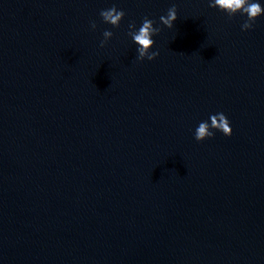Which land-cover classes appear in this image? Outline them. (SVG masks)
<instances>
[{
  "label": "water",
  "instance_id": "95a60500",
  "mask_svg": "<svg viewBox=\"0 0 264 264\" xmlns=\"http://www.w3.org/2000/svg\"><path fill=\"white\" fill-rule=\"evenodd\" d=\"M113 4L119 28L99 15ZM144 17L152 61L126 35ZM244 19L208 0H0V264H264V16ZM216 113L232 135L197 142Z\"/></svg>",
  "mask_w": 264,
  "mask_h": 264
},
{
  "label": "clouds",
  "instance_id": "9594fccd",
  "mask_svg": "<svg viewBox=\"0 0 264 264\" xmlns=\"http://www.w3.org/2000/svg\"><path fill=\"white\" fill-rule=\"evenodd\" d=\"M208 6L225 13L229 19L237 15L244 17L241 31L251 30L256 19L264 16V0H208ZM99 15L104 24L110 25L112 28H119L125 12L113 4L111 7L101 10ZM176 20L177 8L175 4L168 8L166 15L159 17L160 23L169 29L173 28ZM155 23L154 20L144 17L139 26L135 21H130L127 25L126 35L136 46V60L138 61H152L159 55L158 51L153 50L154 37L161 30L159 26H154ZM96 27V23L91 22V29L95 30ZM102 36L103 39L99 45L101 48L113 37V32L105 29ZM215 132H220L224 136L232 135L230 121L223 113L210 114L208 120L199 122L194 130V139L197 142H202L211 139Z\"/></svg>",
  "mask_w": 264,
  "mask_h": 264
}]
</instances>
